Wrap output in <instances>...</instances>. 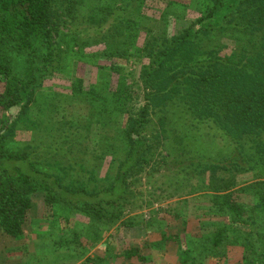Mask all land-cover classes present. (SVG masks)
<instances>
[{"label": "trees", "instance_id": "obj_1", "mask_svg": "<svg viewBox=\"0 0 264 264\" xmlns=\"http://www.w3.org/2000/svg\"><path fill=\"white\" fill-rule=\"evenodd\" d=\"M155 1L0 0L1 234L30 233L52 264H264V0ZM191 11L177 34L144 23ZM130 55L148 64L127 72ZM174 109L183 135L166 129ZM204 129L216 154L190 148ZM41 131L51 148L73 140L61 159L114 133L97 144L106 172L38 156Z\"/></svg>", "mask_w": 264, "mask_h": 264}, {"label": "rangeland", "instance_id": "obj_2", "mask_svg": "<svg viewBox=\"0 0 264 264\" xmlns=\"http://www.w3.org/2000/svg\"><path fill=\"white\" fill-rule=\"evenodd\" d=\"M154 1V0H153ZM159 2H163L165 0H157ZM155 1V2H157ZM164 3V2H163ZM148 8V9H147ZM155 10H157L155 8ZM154 8L149 7V3L147 4L146 7V12L150 15H152V12L155 11ZM183 16L182 12L178 13L177 16ZM196 13H194L193 11L188 13V16L186 19L185 18V14L183 16V20L182 19H178L176 17V20L173 22H167L164 20V18L160 17L158 20H154L149 22L148 20H146L144 23L145 25H147V27L149 29H153L154 34L158 37L159 35H161V32H166L169 33V31H173L174 33H178L179 31H181L183 28H186L188 26L189 21L193 20L195 18ZM154 17V15H153ZM222 43L224 45H226L228 47V49H226L223 54L226 53H230L234 48V44L232 42H230L228 39H222ZM103 49V47L100 45H94L92 46V50L97 52V51H101ZM40 52L41 55L43 57L44 55V49L42 48V46H40ZM130 59L126 61H121V65L126 68L127 72H134L136 69L139 68L140 64H148L147 59L145 58H139L141 56H137V55H130ZM101 60V59H100ZM101 62V61H100ZM27 69H30V67L24 63L23 59H17L16 62V72L18 74H26L27 73ZM58 83V82H57ZM59 84V83H58ZM61 87V86H60ZM142 102V99L140 98V103ZM170 107V106H169ZM170 109H173L170 107ZM158 116V115H156ZM169 118H170V123L169 125L166 127V129H168L169 133L172 135H176L177 134H181L183 135V131L186 127H184L186 125V123L188 124V118L189 116L185 115V114H181L180 110L174 109L172 111H170V113L168 114ZM156 118V117H155ZM190 128H188L189 130ZM41 131L37 133V140L35 141V145L38 144L40 138H42L43 143L41 144V146H38V149L36 150V153H40L41 157H47V158H52L53 155H58L53 154L54 151L58 150H62V149H66L67 151H69L66 146H70L73 144V140L68 138L65 143H63L61 146H55V147H49L48 144L45 143V141L47 142V136H58L57 133H48ZM202 134L198 135L199 137V142L198 144H192V146H190V148L194 151H205L211 154H216L217 151H219L220 148H222V143L219 140H215L212 139V141H209V139H211L210 137H208V130L204 129L203 131L200 132ZM48 134V135H47ZM189 136H192L194 139L196 137L195 133H194V129H191ZM173 136H171L172 138ZM175 138V137H173ZM25 140V139H24ZM98 140L100 141H104V140H109L110 143H113L114 140V133L112 132H102V131H98V134L93 137V140H87V141H82L81 142V153L77 152L75 150V152L73 154H69L67 155L64 159H61V157L58 155L57 158H53L56 159L58 162H63V164H65V161H68V159L73 160L75 158L74 161L77 162L78 166H74L71 165L72 167H80L81 165L84 166L86 169H89V167H93L94 164L97 162V166L101 167L98 169V171L100 172V174L103 176L104 173L107 170L108 167V161L105 162V160H103L104 156L102 154V157L99 158L101 150H100V143L99 146L98 144ZM193 142V141H192ZM24 143L29 144V142L24 141ZM33 145V144H32ZM34 146V145H33ZM72 149V148H71ZM34 150V151H35ZM102 150H104V147L102 148ZM114 150H118L117 148H114L112 151L109 152L113 153ZM27 152H32V150H26ZM108 157H110L109 155H107ZM97 158L98 161L93 162V160ZM55 160V161H56ZM71 163H73V161H71ZM74 168L70 169L73 170ZM69 171V170H68ZM75 174V171L73 170L72 175ZM155 181V180H154ZM157 181H159L157 179ZM146 188L143 187L142 191H144ZM148 190V188L146 189ZM135 200V205L140 206V202L137 199ZM43 202V197L41 194H37L34 198H33V207L30 213V217L31 219H33V221H41L42 219V215L44 212V208L42 205ZM146 210H143L142 212L144 213ZM61 216L63 217H67L65 214L60 213ZM26 240L25 242H21V243H15L12 239L6 237L5 235L1 234L0 231V264H24V260L27 259V263L28 264H52L57 262L58 260L54 257V255H49V256H39L38 258H34V247L36 248V244L34 245L31 242V234L27 233L26 234ZM127 237L129 239H138V232L136 233L135 231L133 232H128ZM36 243V242H34ZM45 251H49V249H45ZM27 255V256H26ZM60 264H79L78 261H75L73 259H70L69 257L65 258L64 261H62ZM160 264V263H158ZM162 264H176L175 260H173V258H169L166 260V263L163 262Z\"/></svg>", "mask_w": 264, "mask_h": 264}]
</instances>
